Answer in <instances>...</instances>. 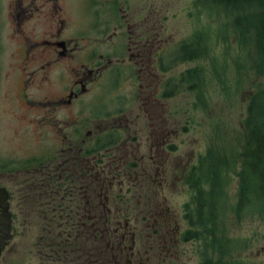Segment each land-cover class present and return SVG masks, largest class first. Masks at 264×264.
Returning <instances> with one entry per match:
<instances>
[{
	"label": "flooded vegetation",
	"instance_id": "1",
	"mask_svg": "<svg viewBox=\"0 0 264 264\" xmlns=\"http://www.w3.org/2000/svg\"><path fill=\"white\" fill-rule=\"evenodd\" d=\"M93 2L86 35L73 0H0V52L10 40L28 121L24 153L0 155V239L5 203L7 243L17 219H43L34 246L50 263L166 261L184 233L164 189L189 185L194 167L174 154L178 120L164 101L179 85L163 59L175 62L182 44L163 51L162 24L141 3Z\"/></svg>",
	"mask_w": 264,
	"mask_h": 264
},
{
	"label": "rangeland",
	"instance_id": "2",
	"mask_svg": "<svg viewBox=\"0 0 264 264\" xmlns=\"http://www.w3.org/2000/svg\"><path fill=\"white\" fill-rule=\"evenodd\" d=\"M117 1L116 4L123 7L141 3L146 6L148 16L159 20L163 51L180 43L181 47L190 45L204 49L199 56L185 59L180 56L181 51L180 57L177 51V59L171 65L163 59L166 68L173 67L163 76L168 79L171 76L179 85L171 98H164L167 103L165 111H171L178 120L174 154L190 157L194 167L189 185L164 189L170 205L180 215V230L188 239H183L181 233L176 253L170 254L166 261H162L159 255L152 261L154 264H202L208 260L220 261L221 264H264V219L250 213L248 207L244 212L243 208L237 213L235 211L239 201L241 167L235 154L240 149L250 96L264 89V71L258 72L253 64L256 54L253 52L251 30L236 28L232 22L235 13L225 12L214 0ZM8 2L3 0L4 4ZM73 4L78 15V27L86 35L95 34L93 29L98 21L93 19L96 12L89 11L93 0H73ZM249 11L256 9L243 10L244 13ZM6 27L7 22L3 28L6 30ZM10 42L5 40L0 52V155L4 158H9L13 152L24 153L27 149L28 121L19 108L23 106L19 97L21 85H16L15 75L11 74L15 69L11 62H15L16 57L9 51ZM111 84L110 80L106 90ZM132 85H137L136 79L127 80L124 87L132 91ZM29 141L36 143L34 138ZM226 154L231 156L226 159L224 169L216 170L219 184L213 187L207 177V167H211L208 161L215 160L220 164V158L223 160ZM2 184L10 187L9 178H4ZM209 193L214 194L217 202L212 217L214 225L208 219L211 214L203 202ZM199 194H202L201 200ZM201 205L205 206L198 214ZM23 207H27L25 202ZM31 219L24 216L15 221L14 237L6 242L7 245L0 246V264H67V261L50 263L46 255L36 251L34 245L44 233L45 221ZM216 240L222 246L224 243L230 245L222 252L216 247Z\"/></svg>",
	"mask_w": 264,
	"mask_h": 264
},
{
	"label": "trees",
	"instance_id": "3",
	"mask_svg": "<svg viewBox=\"0 0 264 264\" xmlns=\"http://www.w3.org/2000/svg\"><path fill=\"white\" fill-rule=\"evenodd\" d=\"M217 4L225 9V12H234V18L232 22L236 28L240 27V30H251V42L254 46L256 58L253 59V64L258 72L264 71V0H214ZM255 8L256 11L244 13L243 10L247 8ZM197 40V39H196ZM199 43V42H198ZM248 47V42L246 44ZM189 49V51L187 50ZM188 51V54L181 56L185 58H194L203 53L198 48L190 45H183L181 52ZM189 74L191 71L188 72ZM243 137L240 143L239 151H236L235 156L240 159V171H239V185H238V197L237 211L245 208H249L250 213L256 214L260 219H264V89L259 90L251 94L247 105L246 116L243 121ZM233 154V153H232ZM231 156L227 155L220 158V164L214 161H208L210 168L207 167L211 184L213 187L218 186V173L220 169L226 167V161ZM227 159V160H226ZM210 162V163H209ZM226 162V163H225ZM221 167L219 168L218 165ZM225 164V166H224ZM207 172V171H206ZM210 194V193H209ZM202 194H199L198 198ZM201 200V199H200ZM206 200V201H205ZM203 200L205 205L208 206L209 214L208 218L212 225H214L213 212L217 207L214 194H210L208 198ZM202 204V203H201ZM201 205L198 208V214L202 210ZM186 237V236H185ZM185 239H188L186 237ZM218 246H217V244ZM216 247L224 252L229 245L224 243V246L220 245L216 240ZM232 243V242H231ZM226 244V245H225ZM202 264H221L220 261L215 263L213 261H206ZM235 264V262H234Z\"/></svg>",
	"mask_w": 264,
	"mask_h": 264
},
{
	"label": "water",
	"instance_id": "4",
	"mask_svg": "<svg viewBox=\"0 0 264 264\" xmlns=\"http://www.w3.org/2000/svg\"><path fill=\"white\" fill-rule=\"evenodd\" d=\"M3 226H2V231L4 233V236L2 237L3 239H0V246H3L7 240L11 237V235L9 234L10 231V214L9 211H7L6 205L5 203L3 204Z\"/></svg>",
	"mask_w": 264,
	"mask_h": 264
}]
</instances>
